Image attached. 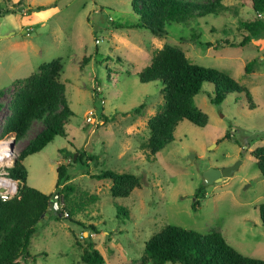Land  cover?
I'll list each match as a JSON object with an SVG mask.
<instances>
[{"label":"rangeland","instance_id":"obj_1","mask_svg":"<svg viewBox=\"0 0 264 264\" xmlns=\"http://www.w3.org/2000/svg\"><path fill=\"white\" fill-rule=\"evenodd\" d=\"M17 1L0 0V12L12 9L0 13V130L10 113L12 81L54 58L60 61L58 81L72 112L63 136L23 160L25 184L54 195L55 167L69 163L66 183L72 191L65 208L71 220L49 215L31 234L28 257L19 259L20 264H84L79 256L87 241L103 264H150L140 261L143 244L166 224L201 233L216 230L241 254L264 260V225L257 211L264 202V176L249 153L264 144V36L217 49L194 40L237 43L243 34L238 21L264 20V9L256 13L248 3L222 0L227 9L219 15L192 17L154 36L131 26L136 15L130 0H21L19 9ZM37 5L44 8L24 11ZM27 19L34 22L20 24ZM163 44L181 49L192 63L226 72L249 91L253 108L237 92L211 104L212 86L202 83L193 103L207 115L206 124L179 120L172 141L150 155L143 147L146 120L162 106L160 83H141L136 73ZM249 61V72L244 73ZM88 114L90 122L85 120ZM101 114L106 121L99 126ZM39 127L41 120L31 122L15 141L17 153ZM225 132L228 138L221 139ZM75 151L83 156L70 162ZM236 161V169L221 183L201 184L205 168ZM103 170L134 174L139 185L125 197H113L109 179L91 177Z\"/></svg>","mask_w":264,"mask_h":264},{"label":"trees","instance_id":"obj_2","mask_svg":"<svg viewBox=\"0 0 264 264\" xmlns=\"http://www.w3.org/2000/svg\"><path fill=\"white\" fill-rule=\"evenodd\" d=\"M236 1L243 5L250 4L256 13L264 9V0ZM21 4V0H18L14 6L19 9ZM130 6L136 15V21L131 26L146 29L154 36L164 35L168 25L183 23L192 17L217 16L227 9L222 0H130ZM43 8L41 5L32 9L27 6L24 11ZM238 27L243 34L237 43L223 40L212 44L194 40L196 44L217 49L224 45L242 46L264 36V20L261 17L238 21ZM191 37L197 38L196 35ZM251 64L252 61L245 64L244 73L249 72ZM60 70V61L54 58L39 64L29 75L11 83L12 93L8 104L10 113L2 122L0 136L9 133L14 135L15 141L19 140L26 134L33 120H41L42 127L19 149L9 170V175L19 181V191L17 198L0 202V264H20L19 259L28 257L25 250L35 231L34 224L44 213L48 199L54 195V192L45 194L25 184L26 170L22 160L40 151L55 136L64 135V125L72 112L64 97V86L58 81ZM136 76L141 83L154 80L160 83L162 106L146 120L148 136L143 147L150 155L172 141L173 129L179 120L185 119L198 127L206 124L207 115L193 103V97L199 92L202 83L212 86L208 95L211 104L217 105L227 94L237 92L242 93L249 107L253 108L249 91L226 72L190 62L183 51L173 45L163 44L156 49L149 64L137 72ZM3 92L0 90V96ZM93 92L95 96L98 93L95 90ZM138 107H142V104ZM100 116L102 119L99 126L106 121L102 114ZM228 135L225 132L221 139L228 138ZM249 153L254 158L256 169L264 176V144L255 146ZM72 156L69 155L70 162L80 160L83 153L75 151V158ZM68 165L58 163L55 167L54 190L58 196L61 194V204L58 203V206L62 212L61 216H52L55 220H71V213L65 208L72 191L66 183L69 179ZM92 176L109 179V193L113 197H125L139 185L138 178L126 172L103 170ZM117 210L125 214L123 208ZM257 211L264 225V202L257 205ZM89 228L94 229L92 225ZM79 259L84 264H103L102 256L90 241L82 247ZM140 259L150 264H264L263 259L246 256L235 250L216 230L201 233L172 224L164 225L149 236L143 244Z\"/></svg>","mask_w":264,"mask_h":264},{"label":"built area","instance_id":"obj_3","mask_svg":"<svg viewBox=\"0 0 264 264\" xmlns=\"http://www.w3.org/2000/svg\"><path fill=\"white\" fill-rule=\"evenodd\" d=\"M96 90H98L97 87ZM99 101L102 103L101 99ZM85 120L90 122L91 115L88 114ZM12 141L13 144L11 145ZM15 144L13 134L0 139V202L18 197L19 181L9 175V170L17 154Z\"/></svg>","mask_w":264,"mask_h":264},{"label":"water","instance_id":"obj_4","mask_svg":"<svg viewBox=\"0 0 264 264\" xmlns=\"http://www.w3.org/2000/svg\"><path fill=\"white\" fill-rule=\"evenodd\" d=\"M13 144V141L11 142V145ZM72 158H75V153L73 154ZM239 161H236L235 163L221 167V168H215V167H207L201 172V184L202 185H209L212 183L219 184L224 178H227L237 167ZM61 198L58 197V195H53L52 198L48 199L47 201V207L40 217V219L34 224V229H36L38 226H40L49 215H59L61 216V210L58 206L57 201L60 202Z\"/></svg>","mask_w":264,"mask_h":264},{"label":"crops","instance_id":"obj_5","mask_svg":"<svg viewBox=\"0 0 264 264\" xmlns=\"http://www.w3.org/2000/svg\"><path fill=\"white\" fill-rule=\"evenodd\" d=\"M50 11H51V10H48L47 12L44 13L45 16H43V18H41V21H44V20H45V18L49 15ZM32 22H34V21H32V20H28V19H27V20H22V21H20V24H22V25L25 26V25H30ZM35 22H36V21H35ZM20 26H21V25H20ZM19 28H20V27H19ZM4 36H6V35H4ZM4 36H2V37H4ZM40 128H41V127H39V129H40ZM39 129H38V130H39ZM38 130H37V131H38ZM37 131H36V132H37ZM34 134H35V133H34ZM34 134H30V135L28 136V138L23 142V144H22L21 147H23V145L27 142V140L30 139ZM21 147H20V148H21ZM20 148H19V149H20ZM19 149H18V150H19ZM36 153H37V152H36ZM28 156H29V155H28ZM26 157H27V156H26ZM24 159H25V158H24ZM24 159H23V160H24ZM23 160H22V164H23V162H24ZM23 166H24V164H23ZM24 168H25V167H24ZM57 203H59V205L61 204V203L58 202V201H57Z\"/></svg>","mask_w":264,"mask_h":264}]
</instances>
